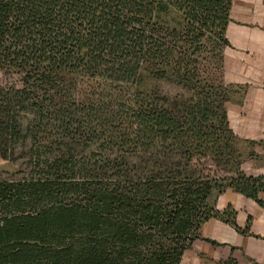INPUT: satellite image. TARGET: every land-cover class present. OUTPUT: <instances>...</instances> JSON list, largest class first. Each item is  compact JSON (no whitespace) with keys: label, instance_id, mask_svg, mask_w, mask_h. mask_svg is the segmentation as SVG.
<instances>
[{"label":"trees","instance_id":"obj_1","mask_svg":"<svg viewBox=\"0 0 264 264\" xmlns=\"http://www.w3.org/2000/svg\"><path fill=\"white\" fill-rule=\"evenodd\" d=\"M232 5L0 0V157L28 172L0 173V264H180L212 218L248 233L217 210L227 190L264 205L211 77Z\"/></svg>","mask_w":264,"mask_h":264},{"label":"crops","instance_id":"obj_2","mask_svg":"<svg viewBox=\"0 0 264 264\" xmlns=\"http://www.w3.org/2000/svg\"><path fill=\"white\" fill-rule=\"evenodd\" d=\"M226 30L223 80L237 91L229 101L231 127L241 142L256 145L243 170L264 175V0H233ZM239 93V94H238ZM264 200V195H261ZM232 209L241 229L216 218L203 224L201 239L187 250L180 264H264V205L233 190L223 193L217 210Z\"/></svg>","mask_w":264,"mask_h":264},{"label":"rangeland","instance_id":"obj_3","mask_svg":"<svg viewBox=\"0 0 264 264\" xmlns=\"http://www.w3.org/2000/svg\"><path fill=\"white\" fill-rule=\"evenodd\" d=\"M157 22L159 23V25L165 29H171V30H180L183 27V17L182 14L179 13L176 9L174 8H170L167 11L161 12L158 14V19ZM202 47L199 50L198 54H200L202 56V58H205L206 62L207 60H209L210 62H212V64H217V61L215 60V58H212V55H216V51H210V50H214L216 48V43H214L212 40L208 41L206 39L201 41ZM203 50H205L203 52ZM221 57V56H219ZM214 66V65H213ZM220 66V64H219ZM211 77L212 80L214 82H216L217 85L219 84H225L224 80H223V73H221V71L219 70V68L217 69V67L215 66L214 68H211ZM2 76L0 74V81L2 80ZM230 86V85H228ZM163 88H165V86H163ZM230 100H231V96H233V93L235 91H237V89H235L233 86H230ZM239 94V93H238ZM229 100V101H230ZM229 101L227 102V109H228V113H229ZM230 119V118H229ZM231 123V122H230ZM263 142H241L240 140L237 142V149L239 151V153L241 154L244 162L245 163L247 157H251L254 156V148L256 145H263ZM26 163L25 159H20L16 165H13L11 163H9L6 160H3L0 157V173L2 174L3 178H7L10 175H15L16 178L20 179L25 177L26 178V174L28 172L24 171L21 172L19 174H17V169H21L22 165ZM17 174V175H16Z\"/></svg>","mask_w":264,"mask_h":264}]
</instances>
